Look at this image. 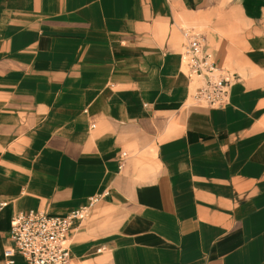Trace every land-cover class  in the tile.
<instances>
[{
	"label": "crops",
	"instance_id": "1",
	"mask_svg": "<svg viewBox=\"0 0 264 264\" xmlns=\"http://www.w3.org/2000/svg\"><path fill=\"white\" fill-rule=\"evenodd\" d=\"M231 76L193 99L184 30ZM71 264H264V0H0V264L31 210Z\"/></svg>",
	"mask_w": 264,
	"mask_h": 264
},
{
	"label": "built area",
	"instance_id": "2",
	"mask_svg": "<svg viewBox=\"0 0 264 264\" xmlns=\"http://www.w3.org/2000/svg\"><path fill=\"white\" fill-rule=\"evenodd\" d=\"M186 43L181 54L185 74L196 84L192 94L200 105L223 106L228 101L231 76L216 66L203 34L195 29L184 30ZM100 196L91 197L89 204L67 215L52 216L44 211L19 213L11 220L9 239L27 264H71L69 237L76 222L82 221L90 206Z\"/></svg>",
	"mask_w": 264,
	"mask_h": 264
},
{
	"label": "rangeland",
	"instance_id": "3",
	"mask_svg": "<svg viewBox=\"0 0 264 264\" xmlns=\"http://www.w3.org/2000/svg\"><path fill=\"white\" fill-rule=\"evenodd\" d=\"M196 84V83H195Z\"/></svg>",
	"mask_w": 264,
	"mask_h": 264
}]
</instances>
